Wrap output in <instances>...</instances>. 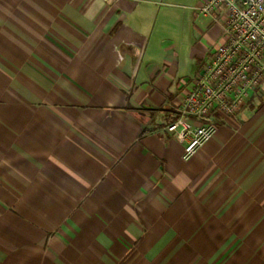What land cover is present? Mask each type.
<instances>
[{
	"label": "crops",
	"instance_id": "1",
	"mask_svg": "<svg viewBox=\"0 0 264 264\" xmlns=\"http://www.w3.org/2000/svg\"><path fill=\"white\" fill-rule=\"evenodd\" d=\"M202 2L0 0V264H264V88L190 161L167 129Z\"/></svg>",
	"mask_w": 264,
	"mask_h": 264
},
{
	"label": "built area",
	"instance_id": "2",
	"mask_svg": "<svg viewBox=\"0 0 264 264\" xmlns=\"http://www.w3.org/2000/svg\"><path fill=\"white\" fill-rule=\"evenodd\" d=\"M195 11L218 17L224 33L167 128L184 145V161L215 138L218 122L239 117L264 88V0H203Z\"/></svg>",
	"mask_w": 264,
	"mask_h": 264
}]
</instances>
